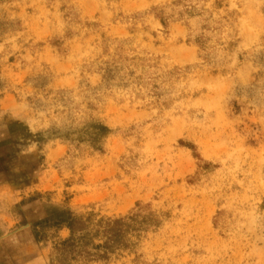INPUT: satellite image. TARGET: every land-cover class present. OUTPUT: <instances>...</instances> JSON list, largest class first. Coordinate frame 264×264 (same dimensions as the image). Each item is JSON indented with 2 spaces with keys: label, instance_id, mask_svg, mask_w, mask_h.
Returning a JSON list of instances; mask_svg holds the SVG:
<instances>
[{
  "label": "rangeland",
  "instance_id": "rangeland-1",
  "mask_svg": "<svg viewBox=\"0 0 264 264\" xmlns=\"http://www.w3.org/2000/svg\"><path fill=\"white\" fill-rule=\"evenodd\" d=\"M59 210L153 217L88 264H264V0H0V264Z\"/></svg>",
  "mask_w": 264,
  "mask_h": 264
},
{
  "label": "trees",
  "instance_id": "trees-1",
  "mask_svg": "<svg viewBox=\"0 0 264 264\" xmlns=\"http://www.w3.org/2000/svg\"><path fill=\"white\" fill-rule=\"evenodd\" d=\"M90 127L92 132H87L85 128L82 130L89 135L91 142L108 131L100 124ZM152 222V216L141 212L115 218H96L92 213L75 214L59 210L35 224L33 238L36 243L46 242L48 231H68L66 238L54 242L48 256L49 264L106 262L118 251L132 249L135 245L132 237L144 232Z\"/></svg>",
  "mask_w": 264,
  "mask_h": 264
}]
</instances>
